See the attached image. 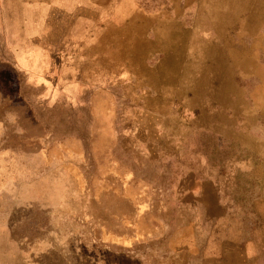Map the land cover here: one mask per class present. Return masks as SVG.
<instances>
[{"label":"rangeland","instance_id":"obj_1","mask_svg":"<svg viewBox=\"0 0 264 264\" xmlns=\"http://www.w3.org/2000/svg\"><path fill=\"white\" fill-rule=\"evenodd\" d=\"M0 264H264V0H0Z\"/></svg>","mask_w":264,"mask_h":264},{"label":"crops","instance_id":"obj_2","mask_svg":"<svg viewBox=\"0 0 264 264\" xmlns=\"http://www.w3.org/2000/svg\"><path fill=\"white\" fill-rule=\"evenodd\" d=\"M77 51V50H76ZM59 59H60V57H59ZM59 59H57V64H56V67H57V69H61V72H60V75H61V77H62V80L64 81V82H67V84H74V82L73 81H71L74 77H77V73H76V71L73 73V69H76L77 67H76V65L75 66H73L72 67V70L71 71H69V72H66L65 70H64V68H66L65 66L66 65H64V67H63V65H61L60 66V61H59ZM60 67V68H59ZM64 70V71H63ZM159 79H160V77H159ZM69 81H71L70 83H68ZM88 81H89V79H88ZM87 81V83H89ZM92 82H93V80H92ZM160 85V86H159ZM159 85H156L157 87H156V89L158 90V99H156V105L158 106V107H161V106H165V105H169L170 104V99H169V97L167 96V97H165L164 96V94H163V84H161V83H159ZM165 85H167L168 86V83H166ZM172 96H174V91H173V94H172ZM163 115V117L161 118V120L162 121H166V120H168L167 119V117L164 115V114H162Z\"/></svg>","mask_w":264,"mask_h":264}]
</instances>
